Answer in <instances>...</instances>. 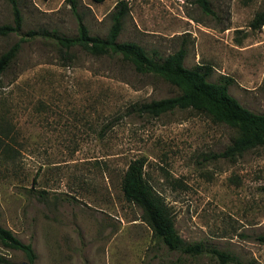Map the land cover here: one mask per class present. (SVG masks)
Returning <instances> with one entry per match:
<instances>
[{
	"label": "rangeland",
	"instance_id": "374dc122",
	"mask_svg": "<svg viewBox=\"0 0 264 264\" xmlns=\"http://www.w3.org/2000/svg\"><path fill=\"white\" fill-rule=\"evenodd\" d=\"M120 0H18L19 32L0 35V54L21 48L0 76V225L36 251L35 264H222L210 254L170 250L128 201L122 178L145 159V175L170 206L179 235L264 264V146L234 160L219 153L234 128L194 109L153 116L135 104L179 94L163 78L119 56L61 49L55 33L77 35L79 18L105 37ZM118 41L166 57L184 46V64H209L211 81L264 111V25L250 22L264 0H125ZM13 22L0 0V25ZM0 257L25 264L0 245Z\"/></svg>",
	"mask_w": 264,
	"mask_h": 264
},
{
	"label": "trees",
	"instance_id": "16d2710c",
	"mask_svg": "<svg viewBox=\"0 0 264 264\" xmlns=\"http://www.w3.org/2000/svg\"><path fill=\"white\" fill-rule=\"evenodd\" d=\"M12 7L13 22L0 25V35L7 36L19 32L22 27V13L18 0H8ZM76 7L77 0H69ZM102 2L104 0H93ZM205 12H211L209 0H198ZM128 11V2L120 0L112 13V25L105 37L91 35L88 27L79 18L77 35L68 37L55 33V40L61 49L68 52L72 47L79 46L90 54L101 56H119L130 63L140 73L157 75L179 88L177 95L135 104L132 109L141 113L158 116L175 109H194L209 115L214 121L224 123L236 130L232 142L218 156L234 160L245 152L264 146V111L254 112L243 106L229 92L233 78L221 75L218 81H211L213 67L199 63L186 67L184 60L187 50L184 46L168 54L156 57L137 42L118 41L123 28V19ZM264 25V8L256 12L250 22L253 29ZM21 43L16 42L8 50L0 54V76L16 58ZM124 197L142 208L143 219L152 229L153 234L170 250L179 251L190 256L210 254L222 264H256L254 260L242 262L234 254L207 246L202 242H186L175 228L173 212L155 190L145 175V159L132 160L122 178ZM257 239L264 243V234ZM0 245L19 250L26 257L25 264H35L36 251L31 243L18 238L10 229L0 225ZM0 264H11L0 257Z\"/></svg>",
	"mask_w": 264,
	"mask_h": 264
}]
</instances>
